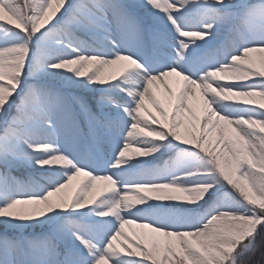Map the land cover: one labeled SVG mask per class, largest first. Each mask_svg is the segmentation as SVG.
I'll return each instance as SVG.
<instances>
[{
	"label": "snow or ice",
	"instance_id": "1",
	"mask_svg": "<svg viewBox=\"0 0 264 264\" xmlns=\"http://www.w3.org/2000/svg\"><path fill=\"white\" fill-rule=\"evenodd\" d=\"M0 226V264H259L264 0H0Z\"/></svg>",
	"mask_w": 264,
	"mask_h": 264
},
{
	"label": "trees",
	"instance_id": "2",
	"mask_svg": "<svg viewBox=\"0 0 264 264\" xmlns=\"http://www.w3.org/2000/svg\"><path fill=\"white\" fill-rule=\"evenodd\" d=\"M258 99V98H257ZM194 106L196 107L197 111L200 110V106L198 103H195ZM14 174L18 175V176H21L22 178L24 177H27L29 174H28V171L26 170H19L17 172H15ZM4 229L2 226H0V235L4 234ZM31 232V230H29ZM40 229H36V232L39 233ZM129 233V232H128ZM8 235H13V233L9 232ZM129 235H131V233H129ZM256 260L259 262V264H264V257H261L259 253H257V256H256Z\"/></svg>",
	"mask_w": 264,
	"mask_h": 264
},
{
	"label": "rangeland",
	"instance_id": "3",
	"mask_svg": "<svg viewBox=\"0 0 264 264\" xmlns=\"http://www.w3.org/2000/svg\"><path fill=\"white\" fill-rule=\"evenodd\" d=\"M149 107H150V106H149ZM28 174H29V172H28ZM74 186H75V185H74ZM126 231L129 232V233H131V235H132L133 232L139 233V232H141L142 230H141V229H138V228L136 227V225H131V226H126Z\"/></svg>",
	"mask_w": 264,
	"mask_h": 264
}]
</instances>
